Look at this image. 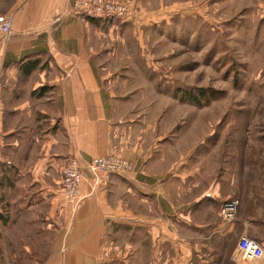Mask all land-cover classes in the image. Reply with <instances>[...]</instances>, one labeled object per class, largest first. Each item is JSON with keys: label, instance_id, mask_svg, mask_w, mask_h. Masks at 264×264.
<instances>
[{"label": "crops", "instance_id": "0c3cea01", "mask_svg": "<svg viewBox=\"0 0 264 264\" xmlns=\"http://www.w3.org/2000/svg\"><path fill=\"white\" fill-rule=\"evenodd\" d=\"M77 1L0 0V17L12 19L11 37L0 38V215L10 209L8 264H157L166 248L174 264H235L229 239L264 245L256 213L264 188L242 185L243 168L227 164L233 156L225 139L197 138L192 123L131 100L140 91L128 83L140 77L99 57L101 22L74 14ZM111 155L133 171L95 179L89 162ZM70 158L83 173L78 205L62 192ZM234 197L238 222L216 234L221 205Z\"/></svg>", "mask_w": 264, "mask_h": 264}, {"label": "rangeland", "instance_id": "374dc122", "mask_svg": "<svg viewBox=\"0 0 264 264\" xmlns=\"http://www.w3.org/2000/svg\"><path fill=\"white\" fill-rule=\"evenodd\" d=\"M124 3L120 4L128 7L130 16L139 17L95 20L102 28L99 57L114 60L116 68L123 62L140 77L128 83L130 90L140 91L139 98L131 100L162 108V117L179 124L192 123L197 138L225 139L227 157L233 156L227 164L243 168L242 185L264 188V1ZM4 209L0 261L8 264L11 259L3 255L11 249L5 222L10 209ZM245 212L255 214L251 209ZM256 213L264 221V208ZM229 241L232 250L238 241ZM173 255L166 248L156 263L174 264Z\"/></svg>", "mask_w": 264, "mask_h": 264}, {"label": "built area", "instance_id": "2783aa9c", "mask_svg": "<svg viewBox=\"0 0 264 264\" xmlns=\"http://www.w3.org/2000/svg\"><path fill=\"white\" fill-rule=\"evenodd\" d=\"M73 13L86 20H126L130 17L129 9L123 4L107 0L77 1L72 9ZM12 34V21L7 17H0V38L8 41ZM88 169L95 179L104 175H128L133 171L132 163L115 155L93 158ZM83 174L80 162L76 158L67 161L63 171L62 192L69 205H78L81 201V184ZM240 200L231 198L220 208L222 229L216 234L238 222ZM235 264H263L264 245L256 239L241 236L233 254Z\"/></svg>", "mask_w": 264, "mask_h": 264}]
</instances>
